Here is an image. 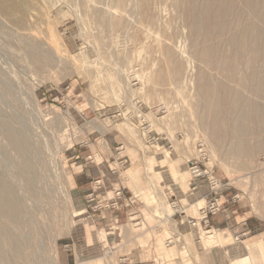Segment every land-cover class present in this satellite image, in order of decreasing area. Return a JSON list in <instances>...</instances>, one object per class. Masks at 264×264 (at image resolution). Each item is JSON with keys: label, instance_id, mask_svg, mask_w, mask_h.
<instances>
[{"label": "rangeland", "instance_id": "374dc122", "mask_svg": "<svg viewBox=\"0 0 264 264\" xmlns=\"http://www.w3.org/2000/svg\"><path fill=\"white\" fill-rule=\"evenodd\" d=\"M3 1L0 180L21 217L9 222L0 209V230L22 251L14 262L13 244L0 232L7 263L62 264L63 252L72 264H120L119 255L146 264H240L244 257L264 264V131L218 138L227 127L209 124L200 73L231 92L234 109L243 99L264 107V93L246 87L242 65L234 74L204 67L185 0ZM191 163L229 181L228 193L239 198L233 216L256 228H191L187 220L200 216L206 191L193 181ZM79 166L102 178L98 199L122 191L119 209L106 213L120 218L103 222L82 201L71 179Z\"/></svg>", "mask_w": 264, "mask_h": 264}, {"label": "bare ground", "instance_id": "6f19581e", "mask_svg": "<svg viewBox=\"0 0 264 264\" xmlns=\"http://www.w3.org/2000/svg\"><path fill=\"white\" fill-rule=\"evenodd\" d=\"M0 1L2 2L3 0ZM185 3L186 5H184ZM183 5L186 6L183 7L184 9L186 8L184 10L186 19L190 22L194 29L192 31H195L198 35L200 34L199 39L201 36V39L204 40V44H201V39L197 40L199 42L201 41L198 43V45L196 43L197 41L194 42V45L196 43L195 52H197L198 58H200V60L204 63V67H210L211 69L212 67L213 69L221 66L227 67V70L234 74V72L237 73L236 71L239 69V65H242L244 68H246V71H244V73H246V87L251 89L254 88L256 91H259L263 94L264 72L259 69L264 68V0H185ZM195 32L193 33L195 34ZM199 44H201L202 48L199 51H196V47H198ZM224 45L231 47V54L229 53L230 55L228 54L225 56L222 54L223 52H221V50L223 49L222 46ZM202 69L203 73L200 71V79L202 80L200 83V93L203 98L202 102L207 103L205 105L203 103L202 105L205 106L203 108L207 112V120H209V124H213V128L215 129L214 126H218L222 120L225 122L227 119L226 116H232L227 115V113H229L231 110L234 111H232L233 113L237 114H235V118L233 117V119H231V122L229 119H227L230 122L228 123L226 121L228 125L222 122L225 124L227 129H225V132L222 131L224 134H222L221 137H219L220 135L217 136V134H215L216 132L213 130L214 134L213 132L212 134L214 137L217 136L218 138H221V140L224 139L229 141L237 135H239L240 138L242 133H246L251 130L253 131V129L263 132L264 107L260 106L261 104L259 105L256 102L248 100L246 101V99H243L240 96V100H245L244 103H241L242 105L240 106V102L237 101L239 107L237 106L238 108L235 109L232 108L233 101L231 92H228L222 85L210 84L208 82V75L206 74L208 71L205 73L204 68ZM243 86H245V82ZM233 94L236 93L234 92ZM235 98H238L239 100V96ZM233 100L235 101L234 98ZM201 120L203 119L201 118ZM218 120L221 121L219 124H216V122L218 123ZM209 124L207 126H209ZM225 126L223 128H226ZM216 130L221 131V129H218V127ZM239 141L242 142L240 139ZM239 141H236L238 143H235L238 144L237 148H235L236 146L233 148L237 149V152L238 147H240ZM243 150H245L244 147ZM247 150L249 149L247 148ZM240 153H242V150ZM240 153L237 154L239 155ZM25 168L28 169L26 165ZM9 191L10 189L2 185L0 180L1 213L5 219L7 218L9 220V222L13 221L18 223L21 217L19 204L12 197ZM0 232H2V235L5 237V239L8 241L10 240V242L13 244L14 262L22 258L21 248L19 247L18 243L14 241L10 231L7 228H3L0 230ZM2 240V237H0V264L7 263L5 255L2 254L3 250L1 246L3 244L2 242H4ZM252 244L254 245V243ZM247 259L248 257L242 258L240 260V264H245ZM7 264H10V261H8Z\"/></svg>", "mask_w": 264, "mask_h": 264}, {"label": "built area", "instance_id": "2783aa9c", "mask_svg": "<svg viewBox=\"0 0 264 264\" xmlns=\"http://www.w3.org/2000/svg\"><path fill=\"white\" fill-rule=\"evenodd\" d=\"M189 172L193 181L202 184L205 194L203 197L204 205L198 211H200V216L197 219L187 220L188 225L197 230H204L205 234H214L216 231L210 226V217L218 216L223 213L226 208L232 210L234 209L235 204L238 202L239 198L237 194H229L228 191L231 190L232 186L228 183H223V180L220 179L213 169H207L200 167L198 164L191 163L189 167ZM104 183L102 178H96L92 180L91 190L85 195L86 202L90 203V208L93 212L99 211L100 214H106L108 212L112 213L117 211L120 206L121 200H123V193L120 189L114 188L111 191V195L105 193L104 197L98 199L100 193H103ZM227 193V194H226ZM171 208L175 210L176 213L181 214L182 210L173 202ZM89 207V206H88ZM211 236V235H210ZM243 236V234H235V240L237 241ZM172 240L166 242V246L171 244ZM65 248L68 249V245H65ZM110 254L109 249H106L105 255ZM120 264H146L143 262L134 263L126 255H119Z\"/></svg>", "mask_w": 264, "mask_h": 264}, {"label": "crops", "instance_id": "0c3cea01", "mask_svg": "<svg viewBox=\"0 0 264 264\" xmlns=\"http://www.w3.org/2000/svg\"><path fill=\"white\" fill-rule=\"evenodd\" d=\"M80 169L78 171L72 172V185L75 188L82 199V201H86L85 195L91 190L92 180L94 178L93 172L83 169V166H79ZM97 195L98 197L101 195ZM230 210V209H229ZM224 212L218 216L210 217V223L212 227L220 232H226L229 230H240V231H250L251 229L256 228V224L251 221L249 218H245L244 216H233L236 213V210H230L229 212ZM125 212V211H123ZM108 216V217H107ZM107 217V218H106ZM112 217L120 218V212L115 213L111 216V214H102L99 220L103 222H108ZM239 218V220H237ZM61 261L62 264H72L74 262V256L61 252Z\"/></svg>", "mask_w": 264, "mask_h": 264}]
</instances>
